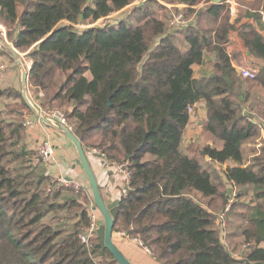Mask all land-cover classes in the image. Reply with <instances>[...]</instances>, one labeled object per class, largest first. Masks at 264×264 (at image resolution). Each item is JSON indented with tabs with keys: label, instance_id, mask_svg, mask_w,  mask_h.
<instances>
[{
	"label": "trees",
	"instance_id": "trees-1",
	"mask_svg": "<svg viewBox=\"0 0 264 264\" xmlns=\"http://www.w3.org/2000/svg\"><path fill=\"white\" fill-rule=\"evenodd\" d=\"M134 1L0 0V22L13 46L33 60L29 81L43 92L35 97L41 105H68L72 132L85 149L99 150L107 164L127 163L131 180L113 234L141 240L161 264L264 262V162L247 164L244 152L261 132L242 106L252 96L245 83L264 91V0L246 11L240 25L241 18L231 21L227 0H206L203 13L194 7L204 0H173L212 27H170L180 9L165 20L151 14L147 2L133 11L134 21L76 26ZM235 33L251 54L249 66L259 69L254 79L233 65ZM198 102L206 110L196 120L203 141L191 143L187 153L182 146L193 119L189 107ZM22 107L27 111L18 110L20 117L8 123L0 112V264H100L104 257L118 264L104 244L97 246L98 234L93 249L79 237L90 225L83 190L65 188L71 196L58 202L46 192L51 179L32 159L26 164L22 122L32 110L25 100ZM216 163L226 168L214 177L210 165L216 169ZM226 183L243 191L229 211ZM249 189L251 201L240 204ZM75 208L81 211L73 226L44 222L55 209ZM222 212L224 237L217 225ZM240 241L247 251L236 257Z\"/></svg>",
	"mask_w": 264,
	"mask_h": 264
},
{
	"label": "rangeland",
	"instance_id": "rangeland-1",
	"mask_svg": "<svg viewBox=\"0 0 264 264\" xmlns=\"http://www.w3.org/2000/svg\"><path fill=\"white\" fill-rule=\"evenodd\" d=\"M147 2V9L150 11L151 14H155L160 18L163 19H167L169 15L174 13V9H180L179 14L181 13L182 16L185 18V23L183 24L184 28H186L189 25H196V24H201L200 27L204 26V27H208L210 25H208L203 19L199 20L197 18V16H195L194 13H189L188 11H183V9L181 7H184V4H173L176 1L173 0H135L132 4H130L129 6H127L126 8H124L121 11L118 12H114L113 14H111L110 16H108L107 18H103L100 19L99 21L95 22V23H80L79 25L83 24L87 27L81 28L80 29H86L92 26H108L110 24H115L116 22L120 21L123 18H127L130 21H134L136 18V16H134L133 11H135L136 8H138L139 6L143 5L144 3ZM215 2V0H214ZM260 0H232V7L235 9L236 8V15L233 16L231 15V8H230V4H228L229 6V15L231 18V21H237L239 20L238 18H241L238 23V25H240L243 22L247 21V16H246V11L249 8H258L261 4H260ZM206 0H204L202 3H200L199 5H197L196 7H194V9H196L197 12H201L203 13L206 9ZM173 10V11H172ZM186 12V13H185ZM178 14V13H177ZM187 16V17H186ZM4 27V28H3ZM212 27V26H210ZM5 29V31H4ZM0 39H2L3 42H0V86L2 87V89H5V94L3 96L0 97V112H1V116L2 118H4L5 123L8 122H12L15 120V118H18V116L20 117V114L18 112V110L23 109V102H24V98H23V71L26 70L29 72V69H27V64L30 62V60L32 59L29 55H28V51L26 52H21L19 50H17L14 46L13 43L9 40L8 38V34H7V28L4 26L3 23L0 22ZM177 42L179 44H181L183 42V36L179 37ZM239 45V46H238ZM242 39L240 38V36L235 33L232 37V41L230 44V52L233 53L234 51H237L239 49V47H242ZM8 46L12 47L15 50V52L18 54L19 60L23 63L22 65H19L18 63V58H16L12 51L8 48ZM1 65H3V67H1ZM249 67V66H247ZM200 70H198L199 72ZM201 72V71H200ZM244 89L245 90H249L252 93L251 99L249 102H242V106H243V112H245L246 117H252L256 120L262 119L264 118V91L262 89H260L259 85L255 82H247L244 84ZM27 95L29 97V99L31 100V102L34 104L35 107H37L36 102L38 101V104L40 103L39 100H36V90L30 85V81L28 78V82H27ZM43 96V95H42ZM45 104L47 105H41V107L43 109H58L61 112H63L67 119H68V123L69 125L73 126V122L72 119L70 120L68 118V109H70V107L68 105H63V106H59V105H54V104H49L45 102ZM25 111H27L26 109H23ZM19 121V120H18ZM193 128L194 131L197 132V130H200L201 128L199 127V125L197 124L196 121L193 122ZM209 137V136H207ZM260 138V137H259ZM259 138H257L256 140H258ZM203 139V138H202ZM202 139H200L199 141H203ZM44 141V140H41ZM40 141V142H41ZM39 142V145H40ZM201 143V142H200ZM250 143V142H249ZM248 144V143H247ZM23 145L19 144L18 147H16V149L20 150V147ZM262 148H260V152L257 151V153H252V149L253 148V143L246 145L244 147V152H245V161L247 162H264V144L261 145ZM26 149V153H27V158H26V164L27 162L31 159V157L33 159H35L36 155H37V147L32 149L29 148H25ZM30 158V159H29ZM38 163V162H37ZM248 164V163H247ZM13 165H18L19 166V162H14ZM17 167V166H16ZM212 172L214 173V177H217L219 174H221L224 170V168L218 164V167L215 169L214 167H211ZM222 177V176H221ZM222 181V180H221ZM224 188L228 189L229 191H232V198L233 201L232 203H234L236 197H238V192H243L242 190L239 189H234L231 184L226 183L224 185ZM72 191V190H71ZM57 192H61V196H58L57 198H55L56 193ZM73 192V191H72ZM69 194L70 191L68 189L65 188H61L53 193H51V198L53 197V199H56V201L59 202L60 201H64V195L65 194ZM70 195V194H69ZM71 196V195H70ZM252 197V193L250 192V189L248 190V192H246V194H243L241 198H239L240 204L243 205V203H248L251 201ZM200 200V197H198ZM59 199V200H58ZM80 200L84 202L83 206L86 207V205L89 206V199L88 198H84L81 199L80 196ZM202 200V198H201ZM64 203V202H62ZM230 203V201H229ZM79 212L81 210H78L77 208L73 209V210H59V209H55L54 211L50 212L44 219V222L46 223H51V224H58L57 222H67L69 223L68 226H73V223L76 221V219H73V215L75 214V212ZM232 221L236 226V223H238L237 221V217H234L232 215ZM224 237V235H223ZM244 244L242 245L241 241H240V246H239V250L237 251V256H243V254L247 251L244 249ZM98 262H100V264H107L106 262L111 261L110 257H104L103 259H97ZM117 263L119 264V262L117 261Z\"/></svg>",
	"mask_w": 264,
	"mask_h": 264
},
{
	"label": "crops",
	"instance_id": "crops-1",
	"mask_svg": "<svg viewBox=\"0 0 264 264\" xmlns=\"http://www.w3.org/2000/svg\"><path fill=\"white\" fill-rule=\"evenodd\" d=\"M230 48L231 47H229V49ZM230 55L233 58V65L236 68L240 66H249L251 54L247 51L244 44L242 47L240 46L237 51H234L233 53L230 52ZM34 89L36 90L35 94H39L37 89ZM205 112L206 110L204 108L202 114L199 116H204ZM24 116L25 118L22 122L24 134L23 143L27 148L33 150L39 145L41 140L47 139L51 140L56 147V153L53 161L45 163L42 160H39V162L34 165L42 169L43 174L50 179L65 176L78 183L83 190V195L90 201L89 206L86 205L89 215L92 211H95L99 226L104 224L105 218L103 214L98 209L94 210L96 203L93 197L91 180L81 161V157L76 146L61 130L45 122H38L36 120V115L33 112L25 113ZM27 121H31V124H27ZM194 121V119L190 121L183 137L182 147L187 153L189 152L188 147L191 143L202 139V128L197 130V132L194 131L192 126ZM253 146V148H255L252 149L253 154L257 153V151L260 152V148H262L260 138L253 143ZM85 153L88 167L99 186L105 203L121 199L126 183L122 171L116 165H107L103 157L94 152L93 149H85ZM31 159L33 158L31 157ZM206 159L209 160V157ZM219 165H221L224 169L226 168V165ZM215 167H218L217 163L215 164ZM229 193H231V191H229ZM69 196L70 195H67L65 198ZM75 219L78 220V217ZM112 238L114 245L131 262V264H161L156 260L151 251H148L144 245L140 244L138 239H132L123 232L114 233ZM236 257L239 256L236 254Z\"/></svg>",
	"mask_w": 264,
	"mask_h": 264
},
{
	"label": "built area",
	"instance_id": "built-area-1",
	"mask_svg": "<svg viewBox=\"0 0 264 264\" xmlns=\"http://www.w3.org/2000/svg\"><path fill=\"white\" fill-rule=\"evenodd\" d=\"M227 3L230 4L231 15L235 16L237 12H236V8L234 9L232 7V0H227ZM184 23H185V18L182 16V14L175 13L170 18L169 26L174 28L178 25H183ZM83 24L81 25L78 24L76 26L78 28L87 27ZM32 63H33V60L31 59L30 62L27 64V69L30 70ZM1 67H3V65H1ZM237 71L243 78L254 79L258 75L259 69L256 67H250V66L249 67L240 66V67H237ZM39 95L42 96L43 92L40 91ZM35 105H37L36 108L39 110V113L41 116L48 118L53 124L63 125L69 128L70 130H72V126L69 125L68 119L63 112H61L58 109H43L40 103L38 104V101L36 102ZM203 109L204 108L201 106V103L199 102L195 103L189 107V114L195 121L196 120L198 121L197 117L200 114H202ZM36 120L38 122H43L41 118L37 116H36ZM249 121L255 123L260 129V132H261L260 141H261V145H263L264 144V118L256 120L252 117H249ZM27 124H31V121H27ZM93 151L98 153L104 159V155L99 150L93 149ZM55 153H56V147L53 144V142L49 139L44 140L40 143V145L37 146V155L35 159H32V162L34 164H37L39 160H42L45 163H50L51 161H53ZM107 165H116L122 171L125 181H126L122 196L127 195V192H128L127 187L131 180V171L129 170L127 163L122 162V163H112V164H107ZM68 187L73 188L76 192H79L81 190V186L78 183H76L75 181L71 180L68 177L60 176V177H56L55 179H51V181L46 186V192L51 194L61 188H68ZM231 193H232V190H231ZM232 201H233V198H231L230 203L226 206L225 211L230 210ZM89 216H90V225L87 228H85L83 232L80 233L79 237L83 243H85L88 247H91V239L97 235V230L100 226L98 224L97 215L95 211H92ZM217 225L219 226L221 235L223 236L227 229V221L225 219V212H222L218 215ZM139 242L141 245H143V242L141 240H139ZM146 248L148 251H150L148 247Z\"/></svg>",
	"mask_w": 264,
	"mask_h": 264
},
{
	"label": "water",
	"instance_id": "water-1",
	"mask_svg": "<svg viewBox=\"0 0 264 264\" xmlns=\"http://www.w3.org/2000/svg\"><path fill=\"white\" fill-rule=\"evenodd\" d=\"M221 0H215L216 3L220 2ZM1 42L2 39H0ZM8 48L12 51L13 55L18 58V63L19 65L23 66V63L19 60L18 54L15 52L13 47L8 46ZM29 78V72L24 70L23 71V98L26 101V103L29 105L31 108L32 112L37 116L40 117L41 120L47 124L52 125L53 127L61 130L76 146V148L79 151L81 161L83 165L86 168V171L90 177L91 180V187L93 190V197L95 201V207L94 210H99L104 218H105V223L100 225V227L97 230V234L100 238V243L97 244L98 247H101L102 244L105 245V247L114 255V258L119 262V264H131V262L121 253V251L114 245L113 243V228H114V223L115 220L118 217V210H119V204H120V199H116L110 203H105V200L100 192L99 186L91 173L88 163H87V157L85 153V148L83 147L80 139L73 134L72 130L69 128L63 126V125H56L53 124L48 118L43 117L40 115L39 110L34 106V104L31 102L27 95V82ZM18 130V129H17ZM93 249L94 247L91 246ZM249 264H264V262H256V263H249Z\"/></svg>",
	"mask_w": 264,
	"mask_h": 264
}]
</instances>
